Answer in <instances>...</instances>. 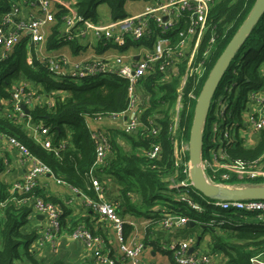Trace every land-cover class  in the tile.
<instances>
[{
    "label": "trees",
    "instance_id": "1",
    "mask_svg": "<svg viewBox=\"0 0 264 264\" xmlns=\"http://www.w3.org/2000/svg\"><path fill=\"white\" fill-rule=\"evenodd\" d=\"M69 1L73 2L72 8L82 19L98 21L96 9L100 2L107 5L112 20L127 16L123 9L126 0ZM254 1L215 0L212 3L201 44L192 63V66H195L199 61H203L202 76L199 77L195 72L187 73L183 81L186 73L185 60L175 61V74L166 69L160 70V63L157 62L139 83V87L147 96L146 103L139 113V127L132 132H126L122 127L105 129L108 152L102 161V167L96 169L110 175L119 184V197L114 205L122 218V215L130 211L133 215L148 218L150 225L160 226V219L165 214L178 213L187 216L194 221L193 226H200L199 241L208 236L207 253L210 256L216 252L222 253L224 264H251L252 257L264 256V227H238L229 222H218L220 217H215L213 213L226 216L229 212L214 206L212 199L199 197L191 186L170 187V184L187 178V174L183 172L187 154L178 161L172 140L177 136L178 140L188 142L196 97L213 64L248 15ZM8 10L9 0H0V13ZM53 12V21L46 32L45 49L51 50L68 44L75 50L79 39L68 40L63 32L64 18L69 15V11L55 4ZM174 32L172 44L178 40ZM108 46L110 45L98 43L94 49L101 52ZM205 51L207 55L203 56ZM263 63L264 13L236 51L214 91L203 128V142L204 139L206 141L202 150L203 157L207 155L208 147L215 148L219 141L226 142L222 141L218 134L215 136V142L211 139L210 123L215 119L216 103L224 105L225 125L220 126L218 131L223 130L226 125L240 126L250 94L264 88V74L261 71ZM22 81L33 86L31 89L27 84V89L35 91L34 94L44 93L45 98L52 97L50 104L35 102L29 105L23 122L11 116V94L14 87ZM178 98L180 106L176 110ZM127 107L128 90L124 79L113 73L79 79L67 75L56 79L50 75L46 65L34 57L32 45L27 37H22L0 61V133L16 138L31 154L49 167L55 180L62 181L69 188L93 201L98 200L91 184V177L94 176L92 170L97 158V141L86 119L110 117L124 112ZM176 111L178 123L177 131L174 132L171 127ZM26 121L47 128L52 149L43 148L30 136L24 124ZM154 128L157 129L155 134L152 133ZM120 141L129 145V149L124 148ZM154 144L159 145L160 152L157 157L151 159L147 152ZM225 154L230 160H254L264 155V129L258 133L256 142L249 147L244 145L243 139L236 133L232 140L225 144ZM215 180H220V176L217 175ZM12 186L9 189L7 185L0 183V264H69L63 260L46 263L30 248L37 234L27 230L25 225L33 211L34 200L38 197L52 202L58 208L60 232L64 229L71 231L82 224L91 234L102 237L107 243L103 234L95 233L83 223L75 222L69 225L66 220L68 209L63 203L43 196L38 189V180L27 192L13 189ZM163 194L172 195V199ZM181 194L197 203L200 210L192 209L185 200L180 199ZM130 195H136L138 202H132ZM89 207L94 213L95 210L90 205ZM230 217L231 220L242 218L235 214ZM21 247L22 254L19 252ZM166 252L172 263L176 264L172 252ZM110 256L116 264H122L120 259Z\"/></svg>",
    "mask_w": 264,
    "mask_h": 264
},
{
    "label": "built area",
    "instance_id": "2",
    "mask_svg": "<svg viewBox=\"0 0 264 264\" xmlns=\"http://www.w3.org/2000/svg\"><path fill=\"white\" fill-rule=\"evenodd\" d=\"M142 1L144 2V8L140 13L127 15L122 19L102 22L82 19L72 8L73 2L69 0H9V10L0 13V61L7 56L22 37H27L29 44L33 47L34 57L40 63L46 65L50 75L56 79L67 75L79 79L106 73L116 74L127 83L128 107L124 112L103 118H123L121 127L126 132L136 131L140 125L139 112L132 110V106L137 102V87L140 80L154 68L157 62L160 63V70L165 71L166 69V71L175 74L177 72L175 61L185 60L186 73L183 81L187 73L195 72L199 77L202 76L204 71L203 61H199L195 66H192V63L197 56L203 32L206 28L209 8L215 0ZM55 4H59L69 11V15L64 18L63 32L66 39H88L87 42L89 43L90 39L93 38L96 45L102 43L104 46H110L102 50L101 54L83 58L73 63L64 58L63 54L55 53V56H53L54 54H48L44 50L45 29L53 21V6ZM22 5L33 8L35 12L30 13L26 18L19 17ZM173 31H175L174 36L178 38L175 44H172ZM129 46L133 47L135 51L128 50ZM115 47L122 48V50H117ZM206 55L207 51L203 53V56ZM27 87L25 82H19L11 94V116L21 122H23L25 116V111L21 108V105L29 107L32 103L33 93ZM249 99L253 107L248 112L244 124L250 127L253 132L259 133L264 129V91L262 89L253 91ZM42 102L50 104L52 97L46 96ZM176 103L180 106L179 98ZM215 109V119L210 123L211 139L215 142V136L218 134L220 139L222 141L226 140V142L219 141L215 148L208 147L207 155L201 156L200 165L207 181L230 189L264 187V155L254 160H230L225 154V144L232 140L229 133L230 127L226 125L223 130L218 131L220 126L225 125L224 105L218 102ZM101 118L100 116L97 117V119ZM177 123L178 115L175 116L171 127L174 132L177 129ZM24 124L35 141L45 149H52L51 138L46 127L33 125L29 121L24 122ZM152 133H157V129L154 128ZM93 137L97 141L96 163H100L108 152L104 130H94ZM0 141H6L14 146L20 153L23 162L27 163L21 180L13 184V189L27 192L32 189L40 176L44 174L51 175L49 167L31 154L16 138L0 133ZM179 142L185 145V153H177L180 151L178 149ZM172 143L178 161L187 154V161L184 162L183 168L187 178L178 183L170 184V187H192L189 180L188 143L178 140L177 136H174ZM181 149L183 150V147ZM159 152V145L154 144L147 152V156L153 159L158 156ZM217 175L220 176V180H215ZM232 179L237 183H231ZM240 180H244V182H240ZM56 182L64 184L60 180H56ZM91 184L99 198L97 201L88 198L89 205L97 212L99 218L112 224L113 231L118 239V250L124 257L125 263L151 264L147 261H140L137 257L143 248L141 241L135 239L129 242L124 241L123 224L125 221L116 212L113 203L102 200V185L96 177H91ZM71 190L77 193L75 189ZM180 199L185 200L192 209L200 210V206L189 200L185 195L181 194ZM211 203L229 213L236 211L234 213L239 217L251 214L257 218V221H238L231 220L232 218L228 215L215 214V217H220L218 222H229L238 227L242 225L264 227V199H212ZM33 210L45 216L48 222L47 228L38 237L40 244L51 243L60 235H63V232H60L59 210L52 202L44 201L41 197L35 198ZM189 220L187 216L168 213L160 219V226L164 229H171L183 226ZM209 225H214V223H209ZM67 235L91 249L99 264H116L114 258L110 256L104 239L91 234L84 225H78L71 231H67ZM193 244L194 240L188 239L177 243H161L160 248L172 252L176 264H209L211 256L208 253H199L197 249L192 247ZM190 248L192 250L189 252ZM250 262L251 264H264V256H254L250 259Z\"/></svg>",
    "mask_w": 264,
    "mask_h": 264
},
{
    "label": "crops",
    "instance_id": "3",
    "mask_svg": "<svg viewBox=\"0 0 264 264\" xmlns=\"http://www.w3.org/2000/svg\"><path fill=\"white\" fill-rule=\"evenodd\" d=\"M143 8L144 4L141 9L131 12V14L126 13V15L140 13ZM32 12H35L33 8L22 5L19 17L26 18ZM110 20L112 19L109 13L108 17L103 21L108 22ZM48 26L45 29V35ZM87 40L88 39H79L76 44L77 48L75 50H73L68 44L60 45L59 47L51 50H46L44 47V50H46L48 54H54L52 52L55 51L60 52L64 56L66 55L69 62L78 61L83 58L93 57L97 54H101V52H96L94 49L96 46V41H94L92 38L88 43ZM261 71L264 74V63L261 66ZM262 90L264 91V88ZM146 98V96H143L140 110L144 107ZM252 107L253 104L249 101L243 113V122L241 124L243 130L247 128V136L244 134L239 135L237 133L238 136L243 139L244 145L246 147L252 146L256 142L258 135L257 132H253L250 127H247V125L243 124L248 112ZM105 119L106 120L104 121H98L97 119L87 118L86 122L90 129L92 126H95L94 128L97 130H104L119 126V122L116 121L117 119ZM123 120L124 119L122 118V122ZM120 144H122V141H120ZM124 148L129 149V145L126 144ZM0 159L2 160V168H0V183L7 185L10 189L13 184L22 178L27 163L23 162L18 150L14 146L8 144L6 141H0ZM102 165V162L96 163L92 173H94V176L102 185V200L116 204V201L119 197V184L110 175L105 174L101 170H96L97 168H101ZM38 189L40 190V193L46 198L54 199L58 203L61 202L65 205V208L68 209L66 220L69 221V225L75 222L83 223L89 226L95 233L103 234L105 239H107L106 247L108 248L110 254L113 257L120 259L122 264H126L124 257H122L118 250V239L113 231L112 224L99 218L96 211L94 213L92 212L89 207L88 198H86L84 194L79 192L76 193L65 184L57 183L54 177L50 174H44L39 177ZM130 196L132 202H138L136 195ZM39 215L42 214L36 213L33 210L28 216V222L26 223L25 228L27 230L34 231L37 234V238L34 240V242H32L30 248L32 252L37 254L40 259L44 260L46 263H51L55 260H63L69 264H99L96 261L92 250L85 247L83 243L70 238L67 235V229H64L62 231L63 235H60L53 242L40 244L38 237L47 228L48 222L45 216ZM122 216L125 221L123 225L124 241L129 242L135 239L137 241L143 242L142 251L137 256L140 261H147L151 264H173L168 252L160 248V243H177L179 241H186L188 239L194 240V244L192 245V247L196 245L194 246V249L203 247L209 252L208 238L204 236V238L199 241V235L201 232L200 226L199 229L197 228L195 230L192 229L194 227L193 225L187 224L180 227H173L171 229H164L156 224L150 225L148 218H145L141 215H133L130 211ZM186 229H190V231L186 232ZM215 254H217V252L212 255L214 256Z\"/></svg>",
    "mask_w": 264,
    "mask_h": 264
},
{
    "label": "water",
    "instance_id": "4",
    "mask_svg": "<svg viewBox=\"0 0 264 264\" xmlns=\"http://www.w3.org/2000/svg\"><path fill=\"white\" fill-rule=\"evenodd\" d=\"M263 13L264 0H255L248 15L242 21L213 64L195 100L187 142L188 161L190 164L189 180L192 187L208 199H264V187L230 189L208 182L200 165L203 149V128L210 109L214 91L231 60L234 58L236 51L245 41L253 26L257 23ZM21 108L25 112H28V107L26 105H21ZM193 224L194 221L192 220H189L187 223V225ZM191 250L192 248L189 249V252Z\"/></svg>",
    "mask_w": 264,
    "mask_h": 264
},
{
    "label": "rangeland",
    "instance_id": "5",
    "mask_svg": "<svg viewBox=\"0 0 264 264\" xmlns=\"http://www.w3.org/2000/svg\"><path fill=\"white\" fill-rule=\"evenodd\" d=\"M98 2L100 1V0H97ZM143 1L142 0H134V1H132V0H126L125 1V3H124V6H123V9H124V12L125 13H130L131 14V12H134V11H136V10H139V9H141L142 7H143ZM108 14H109V12H108V7H107V5L105 4V3H102V2H100V4L97 6V9H96V15H97V17H98V20L99 21H103L104 19H106L107 17H108ZM104 22V21H103ZM133 50L134 48L133 47H131V46H129L128 47V50ZM133 51H135V50H133ZM52 53H54V55L53 56H55V53L57 54H62V53H60V52H57V51H55V52H52ZM64 58H67L66 57V55L64 56ZM68 59V58H67ZM73 62H75V61H71V63H73ZM28 85H29V87L31 88V89H33V86L30 84V83H27ZM140 85H138V87H137V102L132 106V110H134L135 112H139L140 113V106H141V104H142V99H143V96L145 97L146 96V94L144 93V91H143V89H141V87H139ZM30 88H29V90H30ZM32 93H33V95H32V103L30 104V105H32L33 103H35V102H38V103H40V102H42L43 100H44V93L43 94H34L35 93V91H33V90H30ZM147 97V96H146ZM147 99V98H146ZM139 102V103H138ZM175 106H176V110L178 109V107H179V105L176 103L175 104ZM216 110V109H215ZM176 115H177V111H176ZM97 119V118H96ZM98 121H104V120H106L105 118L103 119V117L101 118V119H97ZM116 120V119H115ZM112 121V120H111ZM117 122H119V128H121V126L120 125H123V124H121L122 123V119L121 118H117V120H116ZM244 124V123H243ZM95 126H92V131H94V130H96V128H94ZM101 130H103V129H101ZM105 130V129H104ZM176 131H177V129H176ZM229 133H230V136L231 137H234L235 135H236V133H238L239 135L240 134H244V135H246L247 136V134H248V131H247V128H245L244 130L242 129V127H241V125L240 126H236L235 124H232L231 126H230V128H229ZM122 145L125 147V145H126V143H124V142H122ZM205 145H206V141H205V139H204V142H203V146H204V148H205ZM183 147V150L181 149ZM178 149H180V151H178L177 153H185V145L183 144H181L180 142L178 143ZM21 180V179H20ZM20 180H18L17 182H19ZM16 182V183H17ZM231 183H237V182H235L234 180H231L230 181ZM240 182H244V180H240ZM197 192V194H199L198 196L199 197H202V198H205L204 196H202L201 194H200V192H198V191H196ZM163 195H165V196H168L170 199H172V195H168V194H163ZM234 212H236V211H232L231 213H228V214H226V216L228 215V216H233V214H236V213H234ZM215 214H219V213H217V212H215V213H213V215L215 216ZM235 218H236V216H235ZM237 220L238 221H244V220H249V221H257V218H255V216L254 215H251V214H246L245 215V217H242V218H237ZM199 229V225L198 224H196L192 229ZM190 231V229H186V232H189ZM206 238H208V236H206ZM198 250V252L199 253H207L208 251H206L203 247L202 248H198L197 249ZM19 252H20V254H22V252H23V249H22V247L20 248V250H19ZM209 253V252H208ZM209 264H224V257H223V254L222 253H220V252H217V254H215L213 257L211 256V261H210V263Z\"/></svg>",
    "mask_w": 264,
    "mask_h": 264
}]
</instances>
